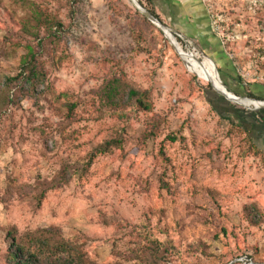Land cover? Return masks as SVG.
<instances>
[{
	"label": "rangeland",
	"instance_id": "obj_1",
	"mask_svg": "<svg viewBox=\"0 0 264 264\" xmlns=\"http://www.w3.org/2000/svg\"><path fill=\"white\" fill-rule=\"evenodd\" d=\"M139 2L264 102V0ZM113 82L152 110L109 105ZM211 84L130 0H0V264L42 230L85 264H264V109Z\"/></svg>",
	"mask_w": 264,
	"mask_h": 264
},
{
	"label": "trees",
	"instance_id": "obj_2",
	"mask_svg": "<svg viewBox=\"0 0 264 264\" xmlns=\"http://www.w3.org/2000/svg\"><path fill=\"white\" fill-rule=\"evenodd\" d=\"M145 1L152 4V0ZM151 13L158 18L154 12ZM41 73L36 61V54L31 50L23 63L20 76L32 85L39 79ZM9 80L13 81L12 79ZM126 89V91L123 90L116 82L110 83L105 94L107 103L118 109L119 105L122 107V105L132 102L133 106L143 109L145 112L152 110L147 92L129 86ZM241 100L247 101V99ZM12 237V246L8 252L9 264H85L81 247L77 243L59 238L56 231H39L28 248L18 244L16 238Z\"/></svg>",
	"mask_w": 264,
	"mask_h": 264
},
{
	"label": "water",
	"instance_id": "obj_3",
	"mask_svg": "<svg viewBox=\"0 0 264 264\" xmlns=\"http://www.w3.org/2000/svg\"><path fill=\"white\" fill-rule=\"evenodd\" d=\"M136 8L138 9V11H140L145 18H147L150 22H152L153 24H155L157 27H159L161 29V31L166 35V30H168L170 32V35L172 38H174L177 41L176 38V33L173 32V30L167 28L166 26H164L150 11L146 10L142 4L139 2L138 0V4L135 5ZM212 61V60H211ZM213 62V61H212ZM214 63V62H213ZM215 64V63H214ZM218 72V70H217ZM219 74V72H218ZM220 75V74H219ZM222 80V79H221ZM223 83V81H222ZM213 87V90L219 94L220 96L224 97L227 101H229L230 103H234V104H239V100L238 99H247L251 102H256V103H260L262 104V106H255V110L259 111L260 109H264V102L262 101H258L255 99H252L250 97H243V96H237L235 94H232L231 92H229V90L227 89V87L225 86V84L223 83V90H219L217 89L213 84H211ZM233 96V97H232Z\"/></svg>",
	"mask_w": 264,
	"mask_h": 264
},
{
	"label": "bare ground",
	"instance_id": "obj_4",
	"mask_svg": "<svg viewBox=\"0 0 264 264\" xmlns=\"http://www.w3.org/2000/svg\"><path fill=\"white\" fill-rule=\"evenodd\" d=\"M130 1L132 2V4L134 6L138 4V0H130ZM166 32H169V31L166 30ZM169 35H170V32H169ZM169 35H167V33H166V37L170 40V42L172 43V45L176 48L178 54L180 55V57L182 58V60L185 62L187 68L191 72H193L195 74H198V75H200V76H202L204 78H207V77L211 78L214 86L217 89H219V90H223L224 89L223 86H222L223 84L219 80L218 76L215 73H213L214 71L211 69L213 71L212 72V71L208 70L210 68L206 69V68H203V67H201L200 65H198L196 63L190 62L187 59V57L185 56V54L183 53V51L181 50V48L178 45L177 41L174 38L170 37ZM238 100H239V104H241V105L262 106V104H259V103H256V102H249L248 103V102L241 101L240 99H238Z\"/></svg>",
	"mask_w": 264,
	"mask_h": 264
},
{
	"label": "flooded vegetation",
	"instance_id": "obj_5",
	"mask_svg": "<svg viewBox=\"0 0 264 264\" xmlns=\"http://www.w3.org/2000/svg\"><path fill=\"white\" fill-rule=\"evenodd\" d=\"M203 22H204V20H203ZM203 26H205L206 28H208V25L206 26V25H204L203 24ZM199 42H201V47H202V44H204V45H207V44H205L203 41H199ZM208 48V47H207ZM210 49H211V47H210ZM202 52H203V55L205 56V57H207V58H212V59H214V60H216V62H217V64H218V66H219V68L221 69V70H223L224 71V69H223V67L221 66V64H220V62L217 60V58L219 57L218 56V52H216V51H213V50H211V52L209 53V51L206 49V52H208V53H206V52H204L203 50H202ZM217 57V58H216ZM209 70V69H208ZM210 71H212V70H210ZM213 72V71H212ZM213 73H215V72H213ZM216 74V73H215ZM217 75V74H216ZM218 76V75H217ZM218 78H219V76H218Z\"/></svg>",
	"mask_w": 264,
	"mask_h": 264
},
{
	"label": "crops",
	"instance_id": "obj_6",
	"mask_svg": "<svg viewBox=\"0 0 264 264\" xmlns=\"http://www.w3.org/2000/svg\"><path fill=\"white\" fill-rule=\"evenodd\" d=\"M259 148V147H258ZM262 148V147H261ZM261 148H259V149H261ZM264 151V150H263ZM264 153V152H263Z\"/></svg>",
	"mask_w": 264,
	"mask_h": 264
}]
</instances>
